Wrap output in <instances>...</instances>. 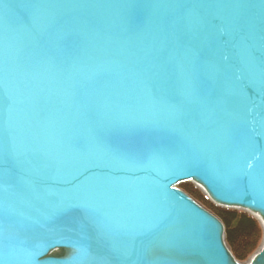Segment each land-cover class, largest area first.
<instances>
[{
	"label": "water",
	"instance_id": "1",
	"mask_svg": "<svg viewBox=\"0 0 264 264\" xmlns=\"http://www.w3.org/2000/svg\"><path fill=\"white\" fill-rule=\"evenodd\" d=\"M0 264H264V0H0Z\"/></svg>",
	"mask_w": 264,
	"mask_h": 264
},
{
	"label": "trees",
	"instance_id": "2",
	"mask_svg": "<svg viewBox=\"0 0 264 264\" xmlns=\"http://www.w3.org/2000/svg\"><path fill=\"white\" fill-rule=\"evenodd\" d=\"M180 188L189 193L200 202L207 210L212 211L225 225L226 242L231 253L240 262L256 251L260 245L262 231L257 220L249 214L240 211L220 209L205 199L200 191L191 184H182Z\"/></svg>",
	"mask_w": 264,
	"mask_h": 264
},
{
	"label": "rangeland",
	"instance_id": "3",
	"mask_svg": "<svg viewBox=\"0 0 264 264\" xmlns=\"http://www.w3.org/2000/svg\"><path fill=\"white\" fill-rule=\"evenodd\" d=\"M192 185V184H191Z\"/></svg>",
	"mask_w": 264,
	"mask_h": 264
}]
</instances>
